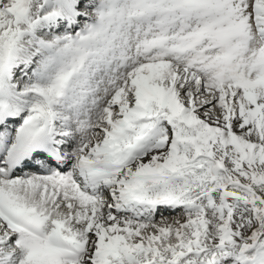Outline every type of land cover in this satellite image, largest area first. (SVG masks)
<instances>
[{
  "label": "snow or ice",
  "instance_id": "snow-or-ice-1",
  "mask_svg": "<svg viewBox=\"0 0 264 264\" xmlns=\"http://www.w3.org/2000/svg\"><path fill=\"white\" fill-rule=\"evenodd\" d=\"M0 264H264V0H0Z\"/></svg>",
  "mask_w": 264,
  "mask_h": 264
},
{
  "label": "bare ground",
  "instance_id": "bare-ground-1",
  "mask_svg": "<svg viewBox=\"0 0 264 264\" xmlns=\"http://www.w3.org/2000/svg\"><path fill=\"white\" fill-rule=\"evenodd\" d=\"M166 215H175V213H166Z\"/></svg>",
  "mask_w": 264,
  "mask_h": 264
}]
</instances>
